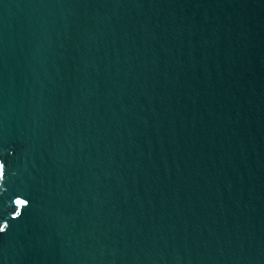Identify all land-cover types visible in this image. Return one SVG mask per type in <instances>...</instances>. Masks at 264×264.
<instances>
[{"label": "water", "instance_id": "95a60500", "mask_svg": "<svg viewBox=\"0 0 264 264\" xmlns=\"http://www.w3.org/2000/svg\"><path fill=\"white\" fill-rule=\"evenodd\" d=\"M0 264H264V0H0Z\"/></svg>", "mask_w": 264, "mask_h": 264}]
</instances>
